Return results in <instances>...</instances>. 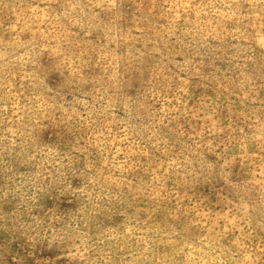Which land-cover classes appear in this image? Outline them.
<instances>
[{"label": "clouds", "instance_id": "9594fccd", "mask_svg": "<svg viewBox=\"0 0 264 264\" xmlns=\"http://www.w3.org/2000/svg\"><path fill=\"white\" fill-rule=\"evenodd\" d=\"M0 264H264V0H0Z\"/></svg>", "mask_w": 264, "mask_h": 264}]
</instances>
